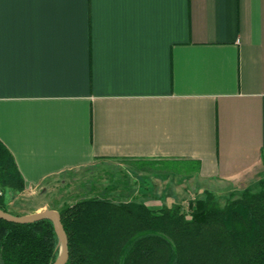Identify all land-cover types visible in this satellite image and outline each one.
Returning <instances> with one entry per match:
<instances>
[{"label": "crops", "instance_id": "crops-1", "mask_svg": "<svg viewBox=\"0 0 264 264\" xmlns=\"http://www.w3.org/2000/svg\"><path fill=\"white\" fill-rule=\"evenodd\" d=\"M0 141L24 194L104 160L191 164L202 190L251 181L264 0H0Z\"/></svg>", "mask_w": 264, "mask_h": 264}, {"label": "trees", "instance_id": "trees-1", "mask_svg": "<svg viewBox=\"0 0 264 264\" xmlns=\"http://www.w3.org/2000/svg\"><path fill=\"white\" fill-rule=\"evenodd\" d=\"M224 204L210 191L182 205L86 197L58 210L69 245L67 264H264V179ZM25 190L15 159L0 141V209ZM60 243L53 223L0 218V264H53Z\"/></svg>", "mask_w": 264, "mask_h": 264}, {"label": "rangeland", "instance_id": "rangeland-1", "mask_svg": "<svg viewBox=\"0 0 264 264\" xmlns=\"http://www.w3.org/2000/svg\"><path fill=\"white\" fill-rule=\"evenodd\" d=\"M174 168L183 175L171 172L175 177L172 180L171 176L165 178L160 175L161 171L164 173L166 169ZM144 169L156 173L145 175L141 172L145 171ZM193 170L194 167L187 163L176 165L154 162L143 165L128 161L104 160L51 179L47 184L38 187L35 193L12 192L6 194L5 198L8 210L19 215L31 214L46 208L59 209L65 204L92 196L107 197L115 201L147 202L153 209L182 205L184 211L189 213V203L203 197L205 191L214 193L221 204H224L233 196L241 194L247 187L255 191L260 190L259 181L264 179L263 167L249 182L244 180L245 182L240 181L241 183H225L214 190L213 187L202 190L199 185H194L196 178H190ZM146 182L151 183L153 187L144 185L148 184ZM186 192L187 194H184ZM169 193L175 195L176 199L168 201L166 198ZM181 198L183 201H180Z\"/></svg>", "mask_w": 264, "mask_h": 264}, {"label": "water", "instance_id": "water-1", "mask_svg": "<svg viewBox=\"0 0 264 264\" xmlns=\"http://www.w3.org/2000/svg\"><path fill=\"white\" fill-rule=\"evenodd\" d=\"M0 218L18 224H30L44 219L50 220L53 223L60 243L59 255L53 264H67L69 260L68 237L58 210L46 208L31 214L14 215L0 209Z\"/></svg>", "mask_w": 264, "mask_h": 264}]
</instances>
